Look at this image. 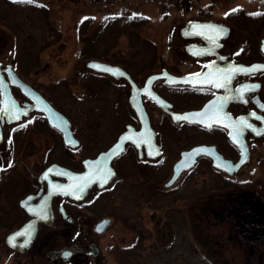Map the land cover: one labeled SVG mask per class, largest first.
<instances>
[{"label":"flooded vegetation","instance_id":"obj_1","mask_svg":"<svg viewBox=\"0 0 264 264\" xmlns=\"http://www.w3.org/2000/svg\"><path fill=\"white\" fill-rule=\"evenodd\" d=\"M2 1L16 5L10 0ZM166 1L178 14L167 32L168 44L164 48L168 54L164 60H157L156 69L141 74L140 77L137 75V68L132 66V56L120 61L128 66L96 59L122 68L139 89L149 76L162 72L173 77H185L209 71L210 83L204 86L173 85L168 84L164 78L156 79L152 89L170 104V108L164 111L150 97L141 94V103L150 125V129L145 131L129 105L131 87L125 78L115 79L108 74L86 68L114 84V113H122L123 102L124 113L130 118V121L113 126L89 124L90 113L100 114L110 109L105 106V100L99 108L89 109L88 112L85 110V115H88L83 116L82 121L75 119L57 105L56 83L46 84L38 77L31 76L21 60L15 57L7 60L1 56L4 45L0 40V246L5 254L3 264H9L11 260L22 256H44L51 264H67L70 260L81 258L85 259V263L95 260L99 252L89 234H103L108 228L98 234L94 231L96 223L102 218H109L111 224L112 218L102 216L97 220H90L88 203L91 199L113 192L124 202L137 204L143 199L153 208L155 202H167L165 200L170 193L181 187L180 193H183L182 190L190 180L194 183L187 185L189 191L186 193L190 192L188 198H184L182 194L173 197V202L185 199L184 205L168 204L160 207L159 212L177 218L188 227V207L194 208L202 198L211 194H221L230 199L233 195L230 192L235 190L245 195V200L242 201L240 195L235 196L231 201L233 203L237 200L236 203L232 207L224 205V208L241 211L240 206L243 205L244 213L238 217L224 209L225 218H233L232 222L237 225V231L241 235H244L242 224H251L257 236L256 226L264 222V185L258 186L253 181L257 172L260 178L264 174V119H260L264 116V67H261L264 65V0H241L245 3L244 6L230 7L219 17L202 13L190 18L186 17L184 11L191 3L200 0ZM209 1L208 5H211L217 0ZM251 3L257 8L251 7ZM203 11L205 12L204 9ZM114 16L117 27L122 31L124 28L121 26L128 25L130 38L139 41L136 28L141 25L138 21L143 19L142 15L135 11L129 14L119 11ZM121 20L124 21L121 23ZM192 22L199 26L184 28L187 23ZM140 39L141 44L127 45L124 51L145 54L162 48ZM217 84L222 86L217 87ZM83 95L87 96L88 93L84 92ZM211 99H215V104L210 112L209 126L194 121H175L170 114L200 110ZM69 103L71 105L73 101H67L68 105ZM48 106L65 119L63 124L62 120L56 118L59 123L53 125V119L48 115ZM59 125L69 128L78 143L76 147L66 143ZM125 132L128 137H125L123 150L111 162L115 177L106 187L92 186L85 193V198L78 202L67 196L54 195L51 198L50 215L39 217L28 213L39 205L46 193L47 180L65 182L64 178L56 176L39 179L47 167L58 165L81 172L84 160L95 158L109 149ZM199 145L210 146L211 155L198 156L172 185L165 187L182 154ZM189 162L190 159L186 163ZM162 179V182H155ZM203 179L211 184L209 193H197L203 187ZM177 183L180 185L173 188ZM249 188L256 193L250 198ZM26 197L27 201L21 205ZM84 204L85 211L82 212ZM27 222L36 224L34 235L31 238L27 235L18 236L11 242L12 246H9L8 235ZM163 228L164 226L160 227L158 236L153 238L152 243L168 244L169 241L164 239L161 232ZM74 229L73 242L57 249L50 247L49 243L55 238L72 239ZM82 229H85V236L80 238ZM27 239L31 241L28 248H20L19 245L27 242ZM144 239L147 240L146 236L133 238V246L127 250L122 259L123 264H137L136 244L142 245ZM92 244L97 251L95 256L90 254ZM72 246H76L72 256L63 258L61 250Z\"/></svg>","mask_w":264,"mask_h":264},{"label":"rangeland","instance_id":"obj_2","mask_svg":"<svg viewBox=\"0 0 264 264\" xmlns=\"http://www.w3.org/2000/svg\"><path fill=\"white\" fill-rule=\"evenodd\" d=\"M10 1L16 5L8 4L9 1L7 4L0 1V40L2 46L4 45V51L0 55L7 60L13 57L21 60L25 69H29L31 76L38 77L46 84L56 83L57 105L75 119L79 118L82 121L83 116L88 115H85V110L88 112L89 109H97L105 100V106L110 109L100 114L90 113L89 124L113 126L130 121L129 116L124 113L123 102L122 113H114L116 103L114 84L105 80V77L87 70L85 63L90 59L121 63L123 58L132 56V66L137 68L138 76L156 69L157 60L160 58L164 60L168 54L164 45L168 44L167 32L176 21L177 11L171 8L166 0ZM209 2V0H200L191 3L184 11L186 17L190 18L202 13L219 17L230 7L245 5L241 0H217L208 5ZM251 7L257 8L252 3ZM119 11L127 14L135 11L142 15L143 19L138 21L141 25L136 28V33L147 43L162 48L157 52L145 54L125 52L127 45L142 42L140 38L139 41H135V38L131 39L130 32L121 31L117 27V22L113 18ZM123 21L121 20V23ZM121 27L123 28V25ZM158 89L162 91L160 87ZM84 92L88 95L84 96ZM163 94H165L164 90ZM71 100L73 104L68 105L67 101L72 102ZM256 174L253 181H256L258 186L264 185V174L260 175L261 178L258 172ZM162 181L163 179L155 180V182ZM187 183L190 185L194 181L190 180ZM188 184L182 190L183 193H180L183 188L181 187L178 191L170 193L165 200L167 202L158 200L153 208L143 199L137 204L124 202L113 192L91 199L88 203L90 220L110 216L111 224L101 235L92 232L89 234L99 252L95 260L85 263V259L81 258L70 260L67 264H123L122 259L127 250L133 246L131 244L133 238L138 236H146L147 240L144 239L142 245L136 244L137 264H264V222L256 226L257 236L251 224L241 223L244 226V235H241L237 231V225L232 222L233 218H225L224 209H230L224 208V205L229 204L232 207L237 200L233 203L231 200L238 195L242 201L245 200L246 196L241 192L231 191L233 195L230 199L221 194L207 195L201 202L196 203L194 208L188 207L186 218L189 230L177 218L159 212L160 207L168 204L183 206L185 199L173 202V197L182 194L187 199L190 194V192L186 193L189 191ZM202 184L203 187L197 193L200 191L202 194L209 193L211 187L209 181L203 179ZM178 185L180 183L173 188ZM248 190L251 192L249 198L256 195L252 188ZM83 206L82 212L85 211V204ZM240 209L241 211L230 210L231 215L242 216L243 205ZM162 226L164 228L161 232L164 239L169 241L168 244L152 243ZM82 232L80 238L85 236V229H82ZM74 236L75 229L73 238L70 236L72 239L55 238L49 243L50 247L57 249L64 244L69 245L71 241L73 242ZM4 259L5 254L0 246V264L4 263ZM9 264L51 263L44 256L39 258L22 256L11 260Z\"/></svg>","mask_w":264,"mask_h":264},{"label":"water","instance_id":"obj_3","mask_svg":"<svg viewBox=\"0 0 264 264\" xmlns=\"http://www.w3.org/2000/svg\"><path fill=\"white\" fill-rule=\"evenodd\" d=\"M197 26H199L198 23L192 22V23H187L184 28L191 29V28H196ZM85 68L98 73L108 74L115 79L125 78L129 82L131 91L128 102L130 107L134 110L135 114L139 118L140 124L143 127L144 131L149 130L150 125L144 107L141 103V98H140L141 94L150 97L155 102V104L164 111H168L170 108V104L167 103L164 99H162L152 89V84L156 79L164 78L166 79L168 84H173V85L186 84V85H194V86H204L210 83L209 71H206L203 74L189 75L185 77H173L165 72H162L157 75L149 76L144 86L139 89L137 88L136 84L130 79L129 75H127V73L118 66L110 65L108 63H104L96 59H90L85 63ZM214 104H215V99H211L208 102H206L200 110L186 112L183 114H177V113H170V114L175 121H180V120L194 121V122H199L205 126H209L210 112ZM47 108H48L47 111L49 117L53 119L52 122L53 125L59 123L56 121V118L58 120H62L61 123L63 124L65 119L59 113L53 111V109L50 108L49 106ZM60 125L59 127L64 134V139L66 143L72 147H76L78 143L72 137L69 128H65L64 126H60ZM125 137L126 138L128 137V133L126 132L123 133L121 137H119L117 142L114 143L109 149L99 153L95 158L84 160L82 162L83 171L81 172H74L69 169L60 167L58 165H51L47 167L41 173L39 179H43L45 177H50V176H56V177L64 178L65 182H58V181L50 182L47 180L48 187L46 193L42 196L39 205L34 207L32 210H29L30 212L28 213L30 215L36 214L39 217H41V215H50L51 198L54 195L67 196L70 199L78 202V201H82L85 198V193L92 186L97 185L98 188L106 187L109 184V182L115 177V171L111 166V162L113 158H115L123 150V145L126 139ZM211 149L212 148L210 146L199 145L187 152H184L181 156V159L175 164L173 168V175L171 179L165 184V187L172 185L179 177L181 172L187 167H190L198 156L201 155L210 156ZM188 159H190L191 161L189 162V164L186 163L188 162ZM27 199L28 197H26V199L21 202V205L23 204V202L27 201ZM32 221L35 222V220ZM34 222H27L23 224L18 230L9 234L7 237V244L9 246H12L11 242L18 236L27 235L30 236L31 238L36 232V224ZM109 224H110L109 218H102L96 223L94 231L98 234H101L108 228ZM30 243L31 241L30 240L28 241L27 239V242L24 241L19 245V247L20 248L26 247L27 249ZM91 248L92 250L90 251V254L92 256H95L97 253V251L95 250V245L92 244ZM75 250H76V246H72L70 248H64L61 250L60 254L63 258H68L72 256Z\"/></svg>","mask_w":264,"mask_h":264},{"label":"snow or ice","instance_id":"obj_4","mask_svg":"<svg viewBox=\"0 0 264 264\" xmlns=\"http://www.w3.org/2000/svg\"><path fill=\"white\" fill-rule=\"evenodd\" d=\"M202 35H203V33H202ZM205 51H207V49H205ZM261 67H264V65H261ZM216 86L221 87L222 85L217 84ZM262 107H264V105H262ZM253 115H256V113H253ZM260 119H264V116H261ZM249 127H251V125H249Z\"/></svg>","mask_w":264,"mask_h":264},{"label":"trees","instance_id":"obj_5","mask_svg":"<svg viewBox=\"0 0 264 264\" xmlns=\"http://www.w3.org/2000/svg\"><path fill=\"white\" fill-rule=\"evenodd\" d=\"M123 28H124L125 31H128L129 27H128V25L127 26L125 25Z\"/></svg>","mask_w":264,"mask_h":264}]
</instances>
